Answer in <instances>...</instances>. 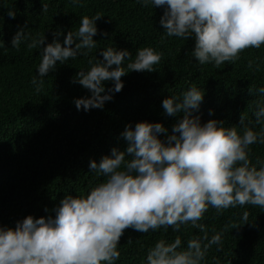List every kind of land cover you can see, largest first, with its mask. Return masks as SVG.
<instances>
[{"label": "trees", "instance_id": "1", "mask_svg": "<svg viewBox=\"0 0 264 264\" xmlns=\"http://www.w3.org/2000/svg\"><path fill=\"white\" fill-rule=\"evenodd\" d=\"M43 4L48 11L42 14ZM166 8L143 7L138 0H79L78 4L72 0H0V40L4 44L0 47V227L14 229L28 216L54 217L53 210L66 196L84 197L106 182L107 177L91 172L89 164L111 157L114 148L126 150L121 135L126 126L134 129L139 122L161 123L171 135L183 113L167 116L162 102L182 100L191 87L204 93L199 111L193 113L201 124L223 121L225 127H236L242 135V115L245 126L258 133L264 129V118L257 123L255 116L257 106L264 107V93L259 92L264 88V45L241 52L238 60L220 68L200 65L191 54L194 38L164 33L160 19ZM9 10L15 11V19L7 15ZM97 13L103 17L96 22V47L87 56L57 62L37 93L31 81L38 75L42 49H29L28 43L45 37L46 46L53 42V33L60 32L63 44L69 31H78L80 19ZM25 23L26 38L18 50L11 48L14 35ZM109 47L128 50L133 60L137 50L146 47L163 57L154 72H129L122 77L124 88L103 109L77 110L74 100L91 93L72 83L73 78L78 71L90 69V59L93 63L102 60L100 51ZM130 62H124L126 70ZM105 87H113L112 82H105ZM158 138L167 139L164 134ZM249 158L257 168L264 166V144L250 146ZM245 211L250 213L248 224L232 228ZM199 223L206 226L209 239L223 233L222 244L212 245L201 264H264V209L245 205L218 214L209 206ZM203 235L191 224L181 226L179 232L170 227L148 233L130 228L120 239V257L113 264H147L148 249L159 240L172 243L179 236V251L186 250L188 240Z\"/></svg>", "mask_w": 264, "mask_h": 264}, {"label": "clouds", "instance_id": "2", "mask_svg": "<svg viewBox=\"0 0 264 264\" xmlns=\"http://www.w3.org/2000/svg\"><path fill=\"white\" fill-rule=\"evenodd\" d=\"M72 2L78 4L79 0ZM138 2L143 7L167 6L160 19L164 33L185 40L194 38L191 54L200 65L220 68L238 60L241 52L264 45V0ZM47 11L48 5L43 4L42 14ZM7 15L16 18L13 10ZM102 17L99 13L92 18L84 16L78 31H69L63 44L59 42L60 32L53 33V42L46 46L45 37L28 43L29 49H42L38 75L31 81L37 93L43 89L44 78L56 70L57 62L87 56L96 47L93 37L98 33L96 22ZM26 29L27 23L14 35L11 48L19 49ZM0 47H4L2 40ZM99 55L102 60L93 63L90 59V69L78 71L72 80L91 93L90 97L74 100L77 110L103 109L124 88L122 77L129 72H154V65L163 57L151 47L137 50L134 60L128 50L112 47ZM125 60L132 61L127 70ZM108 81L113 87L106 89ZM259 92L264 93V88ZM203 97V91L191 87L180 101L163 100L167 116L183 113L171 135L161 123L139 122L134 129L126 126L121 134L127 142L126 150L114 148L111 157L89 164L91 172L107 177L106 182L84 197L66 196L53 210L54 217L28 216L14 229L0 227V264H113L120 257L117 248L125 230L148 233L170 227L179 232L188 224L199 229L203 237L188 240L186 250L179 251V236L172 243L159 240L148 249L147 264H201L212 245L222 244L223 233L209 239L206 226L199 223L209 206L218 214L245 205L264 209V166L257 168L249 158L250 146L264 144V129L258 133L245 126L242 115V135L236 127H225L223 121L201 124L200 117L193 113L199 111ZM255 116L260 123L264 107L258 105ZM159 134L166 136V142L158 138ZM249 215L243 212L241 222L230 226L248 224Z\"/></svg>", "mask_w": 264, "mask_h": 264}]
</instances>
